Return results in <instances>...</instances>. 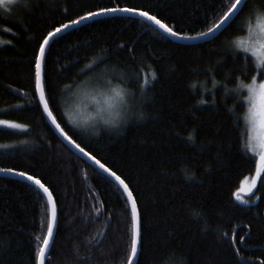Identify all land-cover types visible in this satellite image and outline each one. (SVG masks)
Masks as SVG:
<instances>
[{
	"label": "trees",
	"instance_id": "1",
	"mask_svg": "<svg viewBox=\"0 0 264 264\" xmlns=\"http://www.w3.org/2000/svg\"><path fill=\"white\" fill-rule=\"evenodd\" d=\"M231 2L28 0L27 8H0V120L24 125L0 128V169L27 172L53 193L57 223L45 264H125L130 209L110 179L59 140L38 106L35 58L44 36L89 11L132 7L197 37ZM260 2L248 0L235 24L204 43L179 44L143 20L112 16L64 33L46 51L44 74L57 122L120 175L137 200L138 264H264V174L256 203L235 200L255 165L245 150L247 105H238L242 96L228 91L250 83L245 72L256 75L242 53L234 57L228 49L229 37ZM90 63L95 70L82 74ZM97 75L122 77L123 84L114 80V86L136 93L127 122L118 128L73 123L75 105ZM69 84L75 85L71 91ZM48 217L35 188L0 176V264H36L35 237L46 234Z\"/></svg>",
	"mask_w": 264,
	"mask_h": 264
},
{
	"label": "snow or ice",
	"instance_id": "2",
	"mask_svg": "<svg viewBox=\"0 0 264 264\" xmlns=\"http://www.w3.org/2000/svg\"><path fill=\"white\" fill-rule=\"evenodd\" d=\"M248 0H234L230 5H225L224 11L218 22L214 23L208 28L207 32H200L199 37H207L209 35H214L229 20L236 21L233 17H239L240 13L244 11L242 5H246ZM14 7H28V0H0V8L5 12H11ZM67 11V9H65ZM115 12H125L132 15H138L143 17L145 20L151 22L156 29L161 30L164 34L177 39H194L198 37L184 36L180 32L174 30V26L170 27L167 23L163 22L162 19H158L155 15H150L148 11H141L132 7H106L101 8L99 11H89L86 15L80 16L79 19L69 20L67 23H62L59 27H55L54 30L49 31L43 38V42L38 46V54L35 58V73H34V83H35V94L38 97V106H42L43 113L51 120V123L55 125L56 129L60 132V135L68 141L73 147L78 149L84 156H86L93 164L107 173L110 177L114 178L115 181L122 187L124 194H126V205L130 209V238L129 247L127 251V256L125 264H138V256L142 248V234H141V216L138 209L137 200L133 195V191L129 188V185L125 183V180L117 175L110 167H107L105 163H101L94 155L90 152L85 151L80 144L76 143L72 137L68 135L67 132L61 127L57 122L56 117L53 115V110L51 108L52 97L48 94L46 77L44 74V64L46 49L50 45V41L53 40L59 33L80 24L82 21L91 19L98 15H105ZM259 13V15H257ZM231 28V25H229ZM155 30V29H153ZM228 29H225L227 31ZM237 34L240 36H247L248 39H236ZM230 48L228 49L235 57L237 53H242V59L245 62V67L249 64L253 66V71L256 75H251V73L245 72L246 78L250 79V83H241L239 89L228 90L235 91L237 96H243V99H237V104L240 106L248 105V123L251 125V135L249 139L255 141V143H250L249 148L252 152V162L255 165L256 178H261V174H264V0H261L260 4L254 8L250 9L247 16H245L236 28L233 36L229 37ZM218 64L221 62H217ZM95 70L92 63L87 65V71L81 70V73L87 75L88 72H93ZM210 71V69H209ZM156 79L155 73L152 76ZM232 77H228L229 81H232ZM114 80L119 81L123 84V78L117 77L113 79H104L102 75H97L95 78L90 79L86 88L89 91L85 92V96L88 101H90V110L88 115L83 119V124L87 125L91 123L93 128H118L121 124L126 123V117L129 111L135 106L136 93L127 92L123 87L114 86ZM137 83L139 80L137 79ZM147 84V81H144ZM69 91H71L75 85L69 84L65 86ZM243 90H246L243 91ZM204 104L205 101H201ZM85 107H89L85 105ZM143 112L141 111L137 119H143ZM77 127L80 123L73 121ZM0 125H4L8 128H24V125L12 123L7 120H0ZM249 130L245 129V135H248ZM188 141L195 142V137L193 134H189L187 137ZM3 172H13V169H0ZM28 181L32 182L38 189L42 190V194L47 198L46 203L48 206L49 217L46 225V234L41 236H36L37 248L35 251V262L36 264H45L46 254L48 253L49 247L53 240L54 228L57 222V206L53 193L41 182L40 179L27 172L20 171L16 172ZM192 179V177H187ZM256 178L252 179V182L247 187H241L233 193L235 200L242 203H249L248 200L242 198L241 193L247 192L252 193L253 189L256 187ZM247 179V178H246ZM199 216V213H195ZM167 264V261L164 262Z\"/></svg>",
	"mask_w": 264,
	"mask_h": 264
},
{
	"label": "water",
	"instance_id": "3",
	"mask_svg": "<svg viewBox=\"0 0 264 264\" xmlns=\"http://www.w3.org/2000/svg\"><path fill=\"white\" fill-rule=\"evenodd\" d=\"M243 6V5H242ZM112 16H128V17H133V18H137V19H140V20H143L144 22H147L148 24H150L151 26H153L155 28L154 25L151 24V22L145 20L143 17H140L138 15H132L130 13H125V12H115V13H109V14H105V15H98V16H95L91 19H87V20H84L82 21L80 24L78 25H75L73 27H69L68 29L62 31L61 33H59L55 38L63 35L64 33L66 32H69L73 29H76L77 27L89 22V21H92V20H95V19H100V18H106V17H112ZM235 17H233L234 19ZM232 20H229L227 24L224 25L223 28H221L218 32H216L214 35H209L207 37H199L197 36L198 38H194V39H177L176 37H172V36H168L166 34H164L161 30L157 29L158 31H160L162 34H164L167 38H169L170 40H172L173 42H176V43H179V44H188V45H194V44H199V43H204V42H207V41H210L211 39L215 38ZM54 38V39H55ZM53 39V40H54ZM51 40L50 41V44L51 42L53 41ZM48 49V48H47ZM46 49V51H47ZM38 98V97H37ZM41 109H42V106H40ZM43 111V110H42ZM44 114V113H43ZM46 120H47V123L50 125V127L52 128V130L54 131L55 135L59 138V140L65 145L67 146L74 154H76L77 156H79L80 158H82L84 161H86L88 164H90L91 166H93L97 171H99L101 174H103L104 176H106L108 179H110L118 188L119 190L122 192V194L124 195L125 199H126V194H124L123 192V189L122 187L118 184L117 181L114 180V178L110 177L107 173L103 172V170L99 169L98 166H96L95 164H93L86 156H84L78 149H76L75 147H73L71 144L68 143L67 140H65L61 135H60V132L56 129L55 125H53L51 123V120L47 117L46 114H44ZM0 176H5V177H9V178H13V179H17V180H20V181H23L27 184H29L30 186H32L33 188H35L42 196V190L38 189L35 185L32 184V182L28 181L27 179L19 176V175H16L14 172H0ZM43 198L45 199V201L47 200L46 197L43 196ZM49 214V212H48ZM57 223V222H56ZM55 230H56V226L54 228V234H55ZM53 238H54V235H53ZM53 241V240H52ZM51 246V245H50ZM50 249V247H49ZM49 251V250H48ZM48 254V253H47ZM47 254H46V257H47Z\"/></svg>",
	"mask_w": 264,
	"mask_h": 264
},
{
	"label": "rangeland",
	"instance_id": "4",
	"mask_svg": "<svg viewBox=\"0 0 264 264\" xmlns=\"http://www.w3.org/2000/svg\"><path fill=\"white\" fill-rule=\"evenodd\" d=\"M1 9H2V8H1ZM241 39L247 40L248 37L245 35V36H243ZM87 91H89V89H88V90H83L84 93L81 94V96H80V98H79V100H78V103L75 105V107H77V108L79 107V109H78V110H74L75 112L72 113V115H75V117L72 116V117H73V120L79 122L80 124H81V123L83 124V119L87 116V113H86V114L84 113V112H85L84 108H86L85 105L90 106V101H88L87 98H86V96H85V92H87ZM243 91L246 92V90H243ZM242 98H243V96H242ZM85 101H88V102H85ZM79 105H80V106H79ZM246 105H247V104H246ZM80 107H82V108H80ZM81 109H82V110H81ZM89 110H90V109L86 110V112H88ZM76 111H77V112H76ZM245 122H246V128L249 130L248 135H246V139H245V150H246L250 155H252V152H251V150H250V148H249V144H250V143H255V141H251V140L249 139V137H250V135H251V125L248 123V105H247V111H246V115H245ZM0 128H6V129H12V130H21L20 128H17V129L8 128V127H6V126H4V125H0ZM22 129H23V128H22ZM261 175H262V174H261ZM246 178H247V179H246ZM253 178H256V173H255V171H254V173H253L251 176H247V177H245V178L241 181L239 188H241V187H247L248 185H250L251 182H252V179H253ZM258 180H259V178H256V187H257ZM256 187L253 189L252 193H247V192L241 193L242 198L245 199V200H248V201H249V203L244 204V205H251V204H254V203L257 202V197L254 195V192H255ZM239 188H238V189H239ZM237 202H238V201H237ZM239 203H240V202H239ZM241 204H242V203H241Z\"/></svg>",
	"mask_w": 264,
	"mask_h": 264
}]
</instances>
